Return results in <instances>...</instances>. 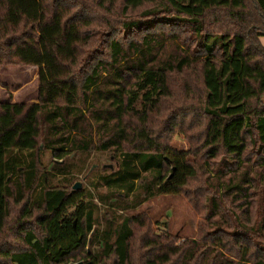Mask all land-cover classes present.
Returning a JSON list of instances; mask_svg holds the SVG:
<instances>
[{"label": "trees", "instance_id": "16d2710c", "mask_svg": "<svg viewBox=\"0 0 264 264\" xmlns=\"http://www.w3.org/2000/svg\"><path fill=\"white\" fill-rule=\"evenodd\" d=\"M96 3L0 0L1 63L39 67L38 101H0V231L24 201L0 264H134L138 249L140 264H264V0ZM193 181L211 226L198 239L130 213Z\"/></svg>", "mask_w": 264, "mask_h": 264}, {"label": "rangeland", "instance_id": "374dc122", "mask_svg": "<svg viewBox=\"0 0 264 264\" xmlns=\"http://www.w3.org/2000/svg\"><path fill=\"white\" fill-rule=\"evenodd\" d=\"M82 2L90 4L93 7L97 4L96 0H82ZM261 41L264 45V35L261 37ZM188 80L194 86L197 78L195 75H192ZM38 99L39 67L36 65L24 64L3 65L0 61V101L31 103L38 101ZM178 113L179 112H175L170 115L175 117ZM166 114L167 113H164L162 118H164ZM189 115L194 119H184L183 121L185 122V125L188 126L187 128H191L192 131L190 134L197 137L199 135V130H202V126L200 125L201 120L191 114ZM158 120L159 121L155 122L157 125L160 124L161 117H159ZM169 135V142L174 146L185 150H194L195 153L193 152V156L190 157L192 160L196 161L199 160L198 158H201V150L200 152H198L199 150L197 151L199 145L195 141L189 139L184 131H180L179 129L176 130L174 128V132ZM41 147L43 148L42 144ZM95 157V155L91 157L90 163L92 166H99L94 160ZM47 158H50L49 153H47ZM220 158L221 157H219V159ZM101 160L103 161L101 162L102 166L106 163L113 164L114 167H116V160L114 159L111 160L102 157ZM76 183L81 184L80 190L85 188V186H90L84 175H80L73 186ZM198 184L200 183L194 181L191 182V184L186 187L187 189L180 194L157 195L144 201L139 207L132 209L130 213L144 217L146 220L149 219V223L145 227L146 230H150L152 233L155 231L161 234V236L169 237L172 242L177 245L182 243L185 239H198L203 234L211 231L210 224L203 217L204 212L207 211L202 210L201 213V211L197 209V207H204V203L207 204V197H205L207 194H204V191L202 193L192 194V188ZM71 190L73 191V187ZM257 193L259 192H255L254 194ZM196 201L198 202L197 207L195 203ZM258 204L263 207L262 198H260ZM23 205L24 201L16 203L11 199L10 216L7 220L6 226L0 231V250H4L8 247L16 248V246L22 245V240L17 238L22 237V235L17 234L20 230V226L16 225L15 221L22 214ZM231 206L227 208H231ZM233 208L238 211L236 206ZM254 213L255 215H258V206L254 209ZM156 220H159V222L157 223ZM137 232L142 237L145 231L137 229ZM222 234L226 235L225 233ZM137 245L139 246V241L137 242ZM141 253L142 251L138 249V252L133 254L134 264H140ZM79 262L86 264L85 260L82 258H76L73 263Z\"/></svg>", "mask_w": 264, "mask_h": 264}, {"label": "water", "instance_id": "95a60500", "mask_svg": "<svg viewBox=\"0 0 264 264\" xmlns=\"http://www.w3.org/2000/svg\"><path fill=\"white\" fill-rule=\"evenodd\" d=\"M119 165V163L118 162H116V166H118ZM103 167L104 168H111V169H114L115 167H114V165L113 164H103ZM81 188V184L80 183H76L74 186H73V190H77V189H80ZM71 264H84L83 262H79V263H71Z\"/></svg>", "mask_w": 264, "mask_h": 264}]
</instances>
